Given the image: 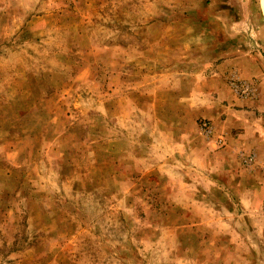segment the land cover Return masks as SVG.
<instances>
[{
	"label": "rangeland",
	"instance_id": "rangeland-1",
	"mask_svg": "<svg viewBox=\"0 0 264 264\" xmlns=\"http://www.w3.org/2000/svg\"><path fill=\"white\" fill-rule=\"evenodd\" d=\"M261 115L262 0H0V264H264Z\"/></svg>",
	"mask_w": 264,
	"mask_h": 264
},
{
	"label": "built area",
	"instance_id": "built-area-1",
	"mask_svg": "<svg viewBox=\"0 0 264 264\" xmlns=\"http://www.w3.org/2000/svg\"><path fill=\"white\" fill-rule=\"evenodd\" d=\"M233 79L237 80L238 78H232L231 83L234 88L240 91L242 94L250 95L253 92L249 82L242 79H239L240 81H234ZM202 130L207 133L211 131V128L207 122L202 123ZM241 155L243 157V162L246 165H251L256 159L255 152H250L249 154L242 153Z\"/></svg>",
	"mask_w": 264,
	"mask_h": 264
},
{
	"label": "crops",
	"instance_id": "crops-1",
	"mask_svg": "<svg viewBox=\"0 0 264 264\" xmlns=\"http://www.w3.org/2000/svg\"><path fill=\"white\" fill-rule=\"evenodd\" d=\"M263 119V120H262ZM261 122L259 123L260 125L258 126V130L262 131V134L264 135V115H261L260 118ZM263 137V136H262ZM259 145V144H258Z\"/></svg>",
	"mask_w": 264,
	"mask_h": 264
},
{
	"label": "bare ground",
	"instance_id": "bare-ground-1",
	"mask_svg": "<svg viewBox=\"0 0 264 264\" xmlns=\"http://www.w3.org/2000/svg\"><path fill=\"white\" fill-rule=\"evenodd\" d=\"M262 5H263V7H264V0H262Z\"/></svg>",
	"mask_w": 264,
	"mask_h": 264
}]
</instances>
